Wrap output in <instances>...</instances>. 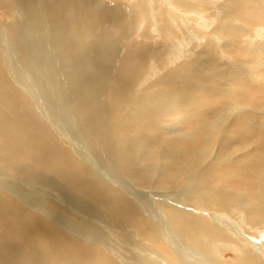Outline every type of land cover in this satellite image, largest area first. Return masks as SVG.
Masks as SVG:
<instances>
[{
    "label": "bare ground",
    "instance_id": "6f19581e",
    "mask_svg": "<svg viewBox=\"0 0 264 264\" xmlns=\"http://www.w3.org/2000/svg\"><path fill=\"white\" fill-rule=\"evenodd\" d=\"M5 10L0 264H264V0Z\"/></svg>",
    "mask_w": 264,
    "mask_h": 264
},
{
    "label": "rangeland",
    "instance_id": "374dc122",
    "mask_svg": "<svg viewBox=\"0 0 264 264\" xmlns=\"http://www.w3.org/2000/svg\"><path fill=\"white\" fill-rule=\"evenodd\" d=\"M135 1H137V0H135ZM6 11V14H4L5 12H0V23L2 24V25H6V24H8V22L10 23V21L13 19L12 17H13V13L11 12V11H9V12H11V13H9L7 10H5ZM3 16V17H2ZM6 17H7V19L9 20V21H7V19H6ZM2 20V21H1ZM194 33V35H197L196 33H195V31L193 30V32H192V34ZM241 39V43L242 42H245V40H246V38L244 37H242V38H240ZM242 39H243V41H242ZM132 42H134V40L132 41ZM159 49V48H158ZM158 49H156L157 51H158ZM156 51V52H157ZM228 60H232V59H228ZM170 68V67H169ZM256 78L257 79H259L260 80V83H262V82H264V76L259 72V73H256ZM212 98V97H211ZM218 98V97H217ZM210 99V98H209ZM208 99V100H209ZM218 100H219V98H218ZM217 100V101H218ZM213 103L214 102H212V103H207V105H205L204 107H202V108H199V109H197V113H196V116H193V119H192V121H195L196 123L199 121V120H201V119H205L207 116H209V114H204L205 112H207V111H209L211 108H212V105H213ZM215 110V109H214ZM259 113H260V117H259V119H258V121L259 122H264V111H259ZM189 120V119H188ZM255 123H257V121H255ZM255 123H250V124H248L249 125V127L252 129V131H254V133H252V136H250V137H247L243 142H239V143H236V145L238 146V145H242V144H253V147H252V149H251V151L254 153V154H256L257 155V160H259V161H264V142L263 141H261V142H258V141H256L255 140V137L258 135L257 133H259L258 131H259V129H260V127L257 125V124H255ZM178 127H179V129H176L175 131H173L172 132V134H174L175 136H185V134H186V132H188V131H190L191 129H193L194 127L192 126V124H191V121L190 122H188V121H185L184 123H182V124H180V123H178ZM257 132V133H256ZM257 134V135H256ZM242 177H244V178H246V179H248L245 175H244V173H243V175H242ZM197 206H195L194 207V209H196V210H198V209H200V208H198ZM204 212H208L209 214L207 215V216H210L211 218H214L215 217V212H212V210L211 209H202ZM214 214V215H213ZM213 215V216H212ZM244 226V228H245V225H243ZM247 227V226H246ZM238 244H234V245H229V246H231L230 248H225V249H223V258L228 262V263H234V262H236V260H237V258L240 256L239 255V253H238V251H240V245L239 246H237ZM235 246V247H234ZM237 247H239V248H237ZM237 251V252H236ZM226 254V255H225ZM234 255V256H233Z\"/></svg>",
    "mask_w": 264,
    "mask_h": 264
}]
</instances>
